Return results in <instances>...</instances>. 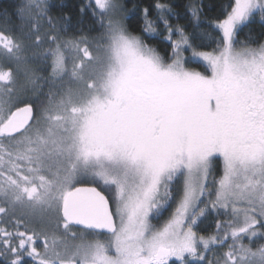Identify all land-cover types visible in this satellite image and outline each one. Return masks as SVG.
<instances>
[{"label": "snow or ice", "instance_id": "obj_1", "mask_svg": "<svg viewBox=\"0 0 264 264\" xmlns=\"http://www.w3.org/2000/svg\"><path fill=\"white\" fill-rule=\"evenodd\" d=\"M47 8L25 0L19 31L0 29V264H264V244L252 247L264 239V43L238 39L257 13L264 23V0H231L209 21L212 51L197 44L211 33L196 0L184 6L191 32L157 2L143 36L120 0H88L81 11L104 29L91 43L63 39ZM45 43L51 87L37 104ZM200 62L204 72L186 67ZM89 175L110 198L75 186ZM210 213L227 219L200 234Z\"/></svg>", "mask_w": 264, "mask_h": 264}, {"label": "trees", "instance_id": "obj_2", "mask_svg": "<svg viewBox=\"0 0 264 264\" xmlns=\"http://www.w3.org/2000/svg\"><path fill=\"white\" fill-rule=\"evenodd\" d=\"M25 2V0H0V29L10 28L19 31L20 21L16 17V12L19 7ZM124 5L123 12L125 14L124 23L128 32L143 36L142 28L144 26L143 10L148 8L151 12V18L155 19L157 12L154 8L155 3H165L171 5L176 12H179V17L171 16L170 22L173 26L177 24L184 26L189 32L192 31L193 24L195 21L191 20L190 14L185 12L184 6L187 5L190 0H120ZM231 0H196L197 4L202 5L201 14V31L203 32L208 26V22L217 16H220L224 7L230 3ZM48 5L47 15L45 17V22L49 17L53 20L56 29L60 32L63 39H72L75 37H87L88 39H93L99 36L103 31L100 26L99 18H93L90 13H83L81 11L82 7L88 3V0H46ZM27 30L26 28L24 29ZM45 27L44 31H47ZM163 30L161 25V31ZM207 31L211 33L208 36H202L197 40V44L200 45L199 50L201 51H212L216 47L215 43V30L211 27H207ZM238 39L240 40H250L253 46L264 42V23L260 22L259 14L255 16L246 26H242L238 30ZM146 42L150 46L157 49L161 56H166L170 53L171 47L167 40H165L164 35H151L146 39ZM46 45V44H45ZM42 45L41 50L38 51L39 55H44V50L47 49L48 45ZM50 59L45 61L43 57H35L33 59L32 66L36 69V75L40 77L37 81L36 89L37 95H33L36 99L37 104L45 99V96L50 90L51 81L46 79L50 75ZM187 67L194 68L196 70L205 71V67L202 63H189ZM31 88V85H29ZM222 167L217 159L213 167V176L219 178L221 174ZM212 177L209 178V186L211 187ZM82 185L95 186L99 190L103 191L106 196L111 197V192L104 188L97 180L84 179ZM203 206V205H201ZM172 209L169 208L164 211L162 215L152 220V223L159 226L163 223L170 215ZM226 216L223 214L217 215L215 213H210L207 218L203 220V223L199 225L198 231L200 234L207 235L214 231L216 220H225ZM102 239H107L106 236H100ZM244 241H247L246 239ZM256 240L252 247H258L260 244H264V240L259 242ZM225 249H220L222 252ZM215 253H210V258L214 257ZM170 264L174 262L170 261ZM207 264V262H205Z\"/></svg>", "mask_w": 264, "mask_h": 264}, {"label": "rangeland", "instance_id": "obj_3", "mask_svg": "<svg viewBox=\"0 0 264 264\" xmlns=\"http://www.w3.org/2000/svg\"><path fill=\"white\" fill-rule=\"evenodd\" d=\"M121 3V2H120ZM119 16H120V18L122 19V23L124 24V26H125V23H124V18H125V14H124V12L122 11L120 14H119ZM103 31H104V29H103ZM103 31L99 34V36L98 37H96V38H93V39H88L89 40V42L91 43V42H93V41H96V40H98V38L100 37V35L103 33ZM264 43V42H263ZM46 44V45H45ZM44 45L45 46H47V43H45ZM93 46H95V44H93ZM39 50H41V48L40 49H38V50H36L37 51V53H38V51ZM186 55L187 56H190L191 55V53H190V51L188 52V53H186ZM37 57H43L42 55H39V53H38V55H37ZM200 63H202L203 64V62H200ZM71 67V62H69V68ZM187 67V66H186ZM187 68H189V69H194V68H190V67H187ZM194 70H196V69H194ZM196 71H199V70H196ZM50 72H51V68H50ZM202 72V71H201ZM20 82L21 83H24V78H23V76H21V79H20ZM65 82H67V77L65 78ZM222 172V171H221ZM84 179H92V177L89 175V176H81L79 179H78V182H77V184L75 185V186H79V185H82V181L84 180ZM93 186V185H92ZM113 207V210H114V205L112 206ZM164 223V222H163ZM163 223H161L159 226H161ZM154 226H156V227H159V226H157V225H155V224H153ZM88 239H93L94 237H87ZM99 239H101V240H104V239H102L101 237H98ZM247 240V239H246ZM262 240H264V239H258L257 241H258V243L259 242H261ZM244 243H249V241L247 240V241H244ZM257 243V244H258ZM254 248V247H253Z\"/></svg>", "mask_w": 264, "mask_h": 264}, {"label": "water", "instance_id": "obj_4", "mask_svg": "<svg viewBox=\"0 0 264 264\" xmlns=\"http://www.w3.org/2000/svg\"><path fill=\"white\" fill-rule=\"evenodd\" d=\"M77 187H92V186H90V185H79V186H77ZM99 190V189H98Z\"/></svg>", "mask_w": 264, "mask_h": 264}]
</instances>
